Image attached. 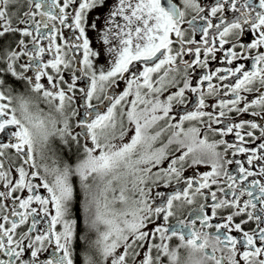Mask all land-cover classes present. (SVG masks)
Wrapping results in <instances>:
<instances>
[{"label": "snow or ice", "instance_id": "obj_1", "mask_svg": "<svg viewBox=\"0 0 264 264\" xmlns=\"http://www.w3.org/2000/svg\"><path fill=\"white\" fill-rule=\"evenodd\" d=\"M229 4L239 15L225 23ZM104 8L89 24V14ZM246 27L257 34L250 43L241 39ZM89 30L101 48L91 46ZM197 33L199 41L191 38ZM0 41H7L0 49V264H75L77 239L83 264H182V248L198 254L194 264H264V0H0ZM219 53L228 66L210 69ZM102 56L106 65L97 69ZM8 76L35 97L13 95ZM39 102L59 118H41ZM125 117L134 134L113 143L128 133ZM209 133L222 138L210 141ZM51 137L75 143L83 157L75 165L57 157L42 175L37 150L46 159ZM161 185L171 191L153 193ZM79 195L83 234L73 212Z\"/></svg>", "mask_w": 264, "mask_h": 264}, {"label": "flooded vegetation", "instance_id": "obj_2", "mask_svg": "<svg viewBox=\"0 0 264 264\" xmlns=\"http://www.w3.org/2000/svg\"><path fill=\"white\" fill-rule=\"evenodd\" d=\"M109 3L112 2V0H108ZM215 2L216 0H198V3L201 5V6H206V5H215ZM259 3V0H251V5L252 6H257ZM243 4V0H238V6H241ZM28 10V5L25 3L23 8H22V11H27ZM210 11V9H207ZM70 11V9H69ZM107 11V8H104V9H98L96 11H92L90 14H89V17H88V22L89 24L91 23L92 19H94L98 14L102 13V12H106ZM192 15H195V12L190 10L189 11V15H188V19H191V16ZM218 16L220 15V13L217 14ZM239 15V12H234V10L232 9L231 5L229 4L228 7H227V10L223 13V18L225 20V23H228L230 20L232 19H235L236 16ZM40 17H37V19H39ZM211 20H213L215 23H219V20H217L216 17H210ZM207 21H199L197 20V25H201V24H205ZM185 29L187 32H191V28L190 26H188L187 24L184 25ZM213 30L212 29H209V32L211 33ZM67 34V32H65V35ZM88 37L90 38V41H91V46L96 49V48H101L102 46L99 45L97 43V34L96 32L94 31H91L89 30L88 33H87ZM257 34L254 33L250 27H246L245 29V34L242 36V42L244 43H250L256 36ZM199 36L200 34L197 33L194 37H191L193 39H196L199 41ZM230 39L232 37H229ZM59 42V41H58ZM7 41H0V49L3 48L4 44H6ZM45 45H46V41L43 42ZM217 47H219V45L217 44L216 45ZM228 46L225 45V48H227ZM253 53H255V51H257L256 49L252 50ZM259 51H264V48L262 49H259ZM219 56H220V59L218 60H210V69H215L217 67H227L228 65H226L224 63V60H223V53H219ZM187 58H190V57H187ZM236 63H245L246 65H250L251 64V61L248 60V61H238ZM97 69L99 68L100 65H106V60L105 58L102 56L97 62ZM199 72V69H197V73ZM67 73H65V76L67 77ZM77 75H79V73H77ZM195 75V74H194ZM87 78H82L81 80L78 81V87H83L84 86V83H85V80ZM7 81H8V84L10 86H12L14 88V93L13 95H16V94H24L25 96H29V97H35V93H31L30 90L26 87V85L23 83V82H20V81H17L15 80L13 77L11 76H8L7 77ZM46 82V81H45ZM124 87H125V84L123 82H121V84L119 85L118 88L115 89V92L116 93H121L123 92L124 90ZM112 89H108V92L109 94L112 93ZM170 91H175V89H170ZM168 95V92H165L162 96H161V99H165L166 96ZM134 97L133 96H129L127 98V102H130L131 99H133ZM77 99V104L75 105L76 107H79L80 103H82V101H80L79 99V95H77L76 97ZM101 99H103V97L101 96ZM94 103H97L99 104V106L102 108V110L104 112L107 111V108L104 106V104H100L99 101H93ZM126 102L125 106H124V111H127L128 109V106L129 104ZM107 102L105 101V104ZM14 104H15V101H14ZM181 108L182 106H177L174 108L173 110V117H174V121L175 122L176 120H178V117L175 116V113L177 112H181ZM39 109L42 110L40 111V116L41 118H45L48 114H52V115H57L58 117V114L54 113L48 105H46L45 103L43 102H39ZM32 111L33 112H36L37 109L35 107L32 108ZM119 112H120V108L118 107L117 110H116V119H117V132L119 131V123H120V116H119ZM59 118V117H58ZM124 127L126 129H128V125L130 124L128 121H127V118L125 117L124 118ZM163 121H161L158 125L154 126L152 129H150V132L154 133L155 131L159 130V127L163 125ZM75 124H76V118H73L72 120V126H73V132H78L79 131V128L75 127ZM196 125V122L195 121H192V122H185L184 124V128L187 129L188 127H191V126H194ZM58 126H62V125H58ZM198 126V125H197ZM171 135V132H167L165 133V136L163 138L164 142L166 143L167 142V138ZM127 136V135H126ZM126 136L124 137V140L123 141H120L119 139H116L113 141V143H116V144H121V143H126ZM209 136V140L212 141V140H219L221 139L222 137H219V136H215L213 135L212 133H209L208 134ZM226 139H228L229 141H234L235 138L234 136L232 135H229L228 137H226ZM81 143H83V140H81ZM90 143V141H89ZM156 147H159L160 146V142L158 141L157 144L155 145ZM173 149L176 147V145H172L171 146ZM219 151H223V148H219L218 149ZM43 154H44V157H46V159H42L41 158V154H40V149H39V146H38V150H37V155H36V163L38 165L41 166V174L43 175V165L45 163L51 165L52 163V160L53 159H56L57 157L63 162V161H67L68 163L72 164V165H75L76 162H77V158L78 156L80 158L83 157V153L82 152H78L77 151V147L75 145V143H72L71 146H68V145H65L61 139L59 137H51L49 142H48V145L46 148L43 149ZM236 159H242V156L238 155L235 157ZM226 159H233L232 155L229 154ZM229 171H232L233 169L236 168V165L235 164H230V165H227ZM210 165L209 166H201L199 171L200 172H205V171H210ZM191 169H189L187 172H185V175H191ZM49 179H51V177H49ZM251 179V178H250ZM175 186V185H174ZM129 188H131V184L129 183L128 185ZM213 188L215 189V186H213ZM41 193L42 194H45L46 193L44 192V190L41 188L40 189ZM156 191H165V192H169L171 191V189H165L162 185L159 187V188H153V193H155ZM17 195H20V193H17ZM23 195L26 197L28 195L27 192H24ZM80 200H82V195H79L78 198H77V201L75 203V206H74V209H73V212H74V215L79 218L80 220V227H79V234H83V221H82V216H81V211H80ZM201 201L198 199L196 204H193L191 206L189 205H185L184 208L182 209V212H183V215H189V208H192V207H196L198 206V204L200 203ZM31 206H37L35 204L31 205ZM9 207H11V205H9ZM20 211H24V209H20ZM54 214V213H53ZM174 222V220H173ZM39 227V226H38ZM151 227V226H149ZM59 228V226H58ZM103 226H101V231H103ZM18 232L19 231H27V224L24 225V226H20V228H18L17 230ZM208 231H215L214 229H208ZM33 235H35V233H33ZM92 239L93 241H95L96 239V234L93 233L92 235ZM27 243V242H26ZM171 244L173 246H176L179 244V240L178 239H173L171 241ZM46 250L43 251L42 253H40V260L43 261L45 259H48L51 257V254L54 250V244L53 245H46ZM82 249H83V242L79 239H77L75 241V249H74V252H75V264H83V252H82ZM118 251H123L122 249H118ZM25 259H31V256H30V252H27L25 253V256H24ZM181 258H182V264H194V261L198 258V254H194V253H191V251L189 249H181ZM110 264V262H109ZM131 264V262H130Z\"/></svg>", "mask_w": 264, "mask_h": 264}, {"label": "rangeland", "instance_id": "obj_3", "mask_svg": "<svg viewBox=\"0 0 264 264\" xmlns=\"http://www.w3.org/2000/svg\"><path fill=\"white\" fill-rule=\"evenodd\" d=\"M134 134V125L133 124H129L128 125V133H127V136H126V143L127 142H130V138H131V136ZM118 194V193H117ZM109 195H111V194H109ZM129 196L130 197H132L133 196V194L132 193H129ZM117 207H119V208H123V207H125L124 205H117Z\"/></svg>", "mask_w": 264, "mask_h": 264}, {"label": "trees", "instance_id": "obj_4", "mask_svg": "<svg viewBox=\"0 0 264 264\" xmlns=\"http://www.w3.org/2000/svg\"><path fill=\"white\" fill-rule=\"evenodd\" d=\"M131 193V192H130Z\"/></svg>", "mask_w": 264, "mask_h": 264}]
</instances>
